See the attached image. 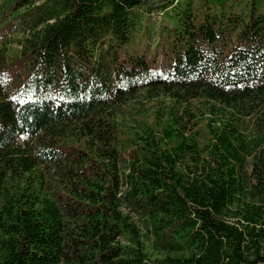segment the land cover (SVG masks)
<instances>
[{
	"label": "trees",
	"instance_id": "1",
	"mask_svg": "<svg viewBox=\"0 0 264 264\" xmlns=\"http://www.w3.org/2000/svg\"><path fill=\"white\" fill-rule=\"evenodd\" d=\"M0 264H264V0H0Z\"/></svg>",
	"mask_w": 264,
	"mask_h": 264
},
{
	"label": "rangeland",
	"instance_id": "2",
	"mask_svg": "<svg viewBox=\"0 0 264 264\" xmlns=\"http://www.w3.org/2000/svg\"><path fill=\"white\" fill-rule=\"evenodd\" d=\"M15 36H20V35H15ZM11 48H12L13 52H16V49L18 48V43L14 42L11 45ZM155 101H156V99H153L151 101L143 99V105L136 103V104H134V106H135V108H140V109L150 108L152 105L155 104Z\"/></svg>",
	"mask_w": 264,
	"mask_h": 264
}]
</instances>
